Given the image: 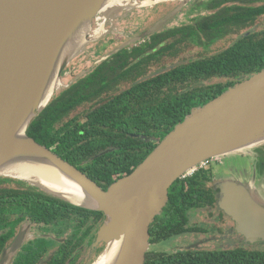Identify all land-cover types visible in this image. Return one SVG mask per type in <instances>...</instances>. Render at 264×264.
I'll return each mask as SVG.
<instances>
[{
    "label": "flooded vegetation",
    "instance_id": "1",
    "mask_svg": "<svg viewBox=\"0 0 264 264\" xmlns=\"http://www.w3.org/2000/svg\"><path fill=\"white\" fill-rule=\"evenodd\" d=\"M247 5L249 3H246V0H192L184 8H188L190 12L188 15L185 14L190 18V23L183 17L184 21L180 25H172L145 38L138 37L126 47L102 58L109 48L145 32L158 16H153L154 11H151L153 17L149 18L142 30L131 28V31L129 25L126 28L122 27L123 30L117 29L108 33L104 29L101 38L79 54L83 55L82 58L70 64V79L59 87L53 98L59 96L63 89L80 84L87 93L94 91L98 86L100 95L97 98L89 95L82 101L83 103L72 108L67 116L55 122L56 130L60 131L75 116H79L81 121L84 120L90 110L107 104L124 91L137 93L139 87L135 86L141 82L159 77H163V80L168 78L160 87L163 92H169L170 78L185 80L195 75L199 76V70L195 65L215 61L224 63L225 50L244 37L254 35L253 38L256 40L264 37V26L260 25L259 20L264 17V13L257 15L253 25L240 30L236 28V23L246 20L239 11L241 8L244 11ZM133 17L136 18L127 15L123 20H134ZM258 22L260 24L256 28ZM128 31L129 34H126ZM194 49L196 52L189 55ZM121 50L127 54H120L116 63L112 58ZM83 63L90 69L76 78ZM99 67L101 71L95 78H91L95 69ZM200 69L203 70L204 74L201 77L205 81L194 84L195 87L210 86L227 80H244L256 74L208 77L205 68L201 66ZM211 70L215 71L216 68ZM132 71H140L141 75L134 76ZM180 84L182 85V82ZM188 87L186 86L183 91ZM142 88L148 96L155 91L152 90L153 81L146 82ZM83 106L86 108L80 110L79 108ZM51 148L55 151L56 145ZM108 150H111V147L106 151ZM232 157L248 160L250 165L236 168L234 162L226 161ZM214 162L224 168L227 166V172L213 173L211 165ZM230 181L241 182L253 188L261 186L260 184L264 182L262 145L250 148V151L210 158L206 166L192 175L179 179L170 187L165 207L150 224V247L146 258L147 254L197 255L202 252L227 251L251 245L244 235L236 231L235 220L219 204L222 185ZM259 189L264 192L263 187ZM57 199L25 181L0 177V264H90L91 254L105 246L104 242L95 245L105 215L100 217L98 210L66 201L64 202L71 206L58 204Z\"/></svg>",
    "mask_w": 264,
    "mask_h": 264
},
{
    "label": "water",
    "instance_id": "2",
    "mask_svg": "<svg viewBox=\"0 0 264 264\" xmlns=\"http://www.w3.org/2000/svg\"><path fill=\"white\" fill-rule=\"evenodd\" d=\"M146 1L130 0L128 5L103 9L101 0H0V167L7 161L10 140L28 119L23 137L29 148L55 165L69 183L63 181L61 191L56 193L11 169L0 171V177L25 181L60 200L103 212L105 219L95 245L104 242L106 251L111 242L121 241L114 264H145L150 224L165 207L170 187L186 171L210 158L264 144V69L193 108L132 173L107 189L27 134L62 85H56L46 101H38L39 93L50 82L49 79L41 88L53 49L60 45L70 26L80 16L93 21L103 13L106 24L111 14L121 9L156 4ZM162 1L172 0L159 2ZM177 1L187 5L192 0ZM170 19L167 16L156 26H165ZM152 30L139 38L154 33ZM91 35L92 30L86 42L62 59L58 77L62 78L63 70L73 58L97 39ZM263 193L241 182L222 185L220 207L233 217L236 231L249 243H264ZM68 196L83 201L76 202Z\"/></svg>",
    "mask_w": 264,
    "mask_h": 264
},
{
    "label": "trees",
    "instance_id": "3",
    "mask_svg": "<svg viewBox=\"0 0 264 264\" xmlns=\"http://www.w3.org/2000/svg\"><path fill=\"white\" fill-rule=\"evenodd\" d=\"M261 2L263 3L264 0H246L249 5L244 11L242 8L239 11L246 20L236 23V28L240 30L254 24L257 15L264 13V3L261 5ZM253 36H246L226 49V53H223L226 57L224 63L215 61L195 65L199 70V76L195 75L185 80L170 78L169 92H163L160 87L168 78L163 80V77H159L141 82L135 86L139 87L137 93L124 91L107 104L90 110L84 120L81 121L79 116H75L65 127L57 131L55 127L57 120L67 116L72 108L83 103L82 101H85L89 95L94 98L100 95L98 86L90 93L83 91L84 87L81 84L65 88L32 122L27 134L51 150L53 149L51 147L56 145V150L53 149V152L85 172L103 189H107L119 178L132 173L160 141L191 113L193 108L206 104L242 81L227 80L210 86L195 87L194 84L205 81L201 77L204 74L200 69L201 66L205 68L208 77L212 75L238 77L264 69V37L256 40ZM120 54L127 53L121 50L112 60L117 63ZM211 68L216 70L212 71ZM99 71L101 67L95 69L90 77L95 78ZM132 72L134 76L141 75L140 71ZM152 81L154 83L152 90L155 91L148 96L142 87L146 82ZM186 86L189 87L183 91ZM110 147L111 150L106 151ZM178 181L179 179L173 185ZM57 202L71 206L60 199H57ZM97 213L100 217H104L103 212L97 211ZM145 264H264V249L235 247L227 251L215 250L197 255L195 253L172 256L147 254Z\"/></svg>",
    "mask_w": 264,
    "mask_h": 264
},
{
    "label": "bare ground",
    "instance_id": "4",
    "mask_svg": "<svg viewBox=\"0 0 264 264\" xmlns=\"http://www.w3.org/2000/svg\"><path fill=\"white\" fill-rule=\"evenodd\" d=\"M129 1L130 0H101L103 9L116 5H128ZM159 1L161 0H147L145 3L154 4ZM92 27L93 21L88 20L85 16H80L72 26H70L60 45L53 49V54L46 68L45 78L42 82L41 88L49 79L50 82L44 86L43 90L40 88L42 93H39L38 101H46L53 88L56 85L60 86L62 84V78L58 77V67L62 62V59L71 55L81 44L87 41ZM103 28H105L104 20L101 22L100 29H96L94 31L95 33L91 36L93 38L101 36ZM27 121L28 119L24 121L20 126V130L10 140L7 151V161L5 162V165L0 167V171L11 169L20 175L32 179L48 191L57 193L58 191H61L60 187H62L61 184L63 181L67 183L69 182L55 165L44 158L41 154L32 152L29 148L26 142L27 140L23 137L24 127ZM15 143L17 147H14ZM68 198L76 202L83 201L77 196H68ZM120 249L121 241L111 242L101 258L95 264H114L118 259Z\"/></svg>",
    "mask_w": 264,
    "mask_h": 264
},
{
    "label": "rangeland",
    "instance_id": "5",
    "mask_svg": "<svg viewBox=\"0 0 264 264\" xmlns=\"http://www.w3.org/2000/svg\"><path fill=\"white\" fill-rule=\"evenodd\" d=\"M139 2H140V0H138V3ZM167 4H170V5L168 6ZM187 5H183L182 2L177 1V0L162 1V2L156 3V4L152 5V6H146V7H141V6H139V4H136L134 6H130L129 8H124V9H121V10L111 14V17H109L107 23L105 24V28H103L102 33H103L104 29L106 30L107 33H108V31L110 32V31H114V30H117V29L123 30L122 27L126 28L128 25L130 27V30H131V28L132 29L134 28V29L142 30L145 27V23L149 20V18L152 16V14H153V16H158V17L153 20L151 26L145 32H148V30H152V29H153L152 30L153 32H156V31L165 29L167 27H171L172 25L173 26L180 25L184 21V19L187 21V23H190V18H188V16L187 17L185 16V14L188 15L190 13L188 11V8L184 9ZM125 9H127V10H125ZM151 11H154V12H152V14H150ZM160 11H163V12H160ZM159 13H162V14H159ZM102 15H104V14L100 13L97 18L93 19L92 35L94 34V31L96 29H98L99 26L101 25V22L103 21L102 20ZM127 15H129V16L132 15V16H135L136 18L133 17L134 20H129V21L126 20V21H124L125 20L124 17L127 16ZM167 16H171V19L165 24V26H162V27L158 28L156 25L160 21H162L165 17H167ZM183 17H184V19H183ZM259 20L261 21V24H260V22H258L256 28H258L259 24L264 26V17H261ZM123 23H125V24L122 25ZM129 31L126 34H129ZM145 32L141 33L140 35L144 34ZM140 35L138 34L137 36H134L133 38H130V39L122 41V42H119V44H116L113 47L109 48L101 57L103 58L105 56L110 55L111 53L115 52L116 50H118L120 48L126 47L125 45H128V43H130L132 40H137V38ZM100 38H101V36L97 37V39H95V40L90 41L86 45L85 49L88 46H91L92 44H94V42L98 41ZM198 50H199V48H197V51ZM82 52H84V50ZM87 52H89V49H87ZM195 52H196V50L194 49V52L192 50L189 55L194 54ZM79 54H77L73 58V60L63 70V74H62L63 82H62L61 86H63L65 83H67V79H70L69 78V66H71L70 64H73V62L76 59L82 58L83 55L81 54L79 56ZM90 66H92V64ZM80 68L81 69L76 74V78L84 75V73L89 71V69H90V67H86L85 66V63H83L80 66ZM66 70H67V72H65ZM84 108H86V107L83 106V107H80L79 109L82 110ZM261 145H262V147H264V144H261ZM247 150L250 151V149H247ZM247 150H244V151H247ZM226 161L228 163H229V161L234 162V166L236 168H240L242 165H250V162L248 160H241L239 158H233L232 157V158L226 159ZM211 170L213 171V173H216V174L219 173L220 174L222 172H227V166L224 168L223 166H221L218 163L214 162L211 165ZM218 176H220V175H218ZM260 185L261 186L258 187V188L263 187V189H264V182H262V184H260ZM263 197H264V193H263ZM250 244L251 245H248L245 248L264 249V243L263 242L250 243ZM105 248H106V244H105L104 248H102L100 251H98V252L95 251V252H93V254H91L92 261H90V264H93L95 262V260H97V258L105 250Z\"/></svg>",
    "mask_w": 264,
    "mask_h": 264
},
{
    "label": "built area",
    "instance_id": "6",
    "mask_svg": "<svg viewBox=\"0 0 264 264\" xmlns=\"http://www.w3.org/2000/svg\"><path fill=\"white\" fill-rule=\"evenodd\" d=\"M206 164H207V160L200 162V163L197 164L196 166H194V167H192L191 169H189L188 171H186V172L182 175V177H181L180 179H183V178H185L186 176L192 175V174H193L195 171H197L198 169H200V168L206 166Z\"/></svg>",
    "mask_w": 264,
    "mask_h": 264
}]
</instances>
